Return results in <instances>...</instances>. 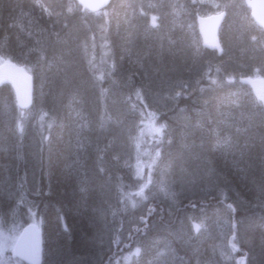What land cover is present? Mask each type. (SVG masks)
<instances>
[{"label":"trees","instance_id":"trees-1","mask_svg":"<svg viewBox=\"0 0 264 264\" xmlns=\"http://www.w3.org/2000/svg\"><path fill=\"white\" fill-rule=\"evenodd\" d=\"M218 3L225 4L222 0ZM209 5L205 0H110L103 10L93 13L76 0H0V56L15 62L32 76L31 108H39L51 119L46 153L38 158L40 168L36 172V175L41 173L42 188L35 197L28 194L34 200L31 211L27 205L12 211L20 227L28 224L29 215L40 216L42 264H74L79 259L96 256L100 250L98 244L106 232H110L113 253L100 264L113 261L115 253L124 258L132 247L143 246L153 225L158 229L159 223L164 224L169 219V224L162 228L172 229L176 217L181 213L190 214L195 203L225 204L233 211L235 204L224 202L229 200L230 190L236 192L238 204L239 198L260 212L258 216L250 214L253 210L248 212V209L241 210L242 213L232 212L230 216L234 219L230 221L227 244L232 248L236 244L237 260L247 262L249 257L250 260L254 257L256 264L264 263L260 261L264 259V105L243 82L239 89L228 83L235 77H264V31L255 26L244 0H238V11L232 12L235 7L230 10L232 13L224 9L226 7L220 9L225 16L217 33L219 48L208 49L203 45L195 22L198 16L217 11V8L207 10ZM100 13L101 18L98 17ZM98 41L100 44L105 41L106 45ZM105 48L115 64L109 76L98 69L97 58L100 55V59L104 58L101 52ZM215 70L218 73L211 77ZM115 75H121V86L127 92L125 98L132 102L137 90L163 87L171 91L176 103L180 102L182 110L185 109L182 123L190 122L200 127L195 128L193 140L202 141L206 148L202 147L204 156L223 183L213 186L214 191H206V187L211 186L204 184L191 185L192 195H180L175 210H168V206L164 209L151 200L139 203L138 193L142 190H137L139 181L131 170L119 164L114 132L104 130L110 126L108 116L112 117L101 93L105 87L113 85L110 77ZM194 79L198 81L193 83ZM5 100L11 101L16 110V117L9 118L6 125L22 124L21 115L26 110L17 107L8 84L0 85V103ZM97 118L103 121L100 128ZM0 125L2 132L4 128L2 123ZM165 135L163 133L156 144L161 157L162 152H169L174 144L172 141L166 144L168 137L164 138ZM7 151L0 152L1 162ZM193 157L199 158L196 153ZM9 162L5 160L0 169L6 168ZM181 166L178 162L177 167ZM106 174L111 180L105 179ZM106 182L115 184L118 195L114 215L108 221L110 231H106L100 221ZM133 201L137 203L135 208L130 206ZM2 202L5 213L9 212L11 204L5 206L0 197V204ZM0 210L3 212L1 206ZM154 232L151 236L159 235L158 230ZM169 239L180 256L185 257L181 258L184 264H194L198 259L201 262L213 254L209 239L203 238L200 251L198 248L196 252L192 246L182 248L174 238ZM118 244L127 248L119 251Z\"/></svg>","mask_w":264,"mask_h":264},{"label":"rangeland","instance_id":"rangeland-1","mask_svg":"<svg viewBox=\"0 0 264 264\" xmlns=\"http://www.w3.org/2000/svg\"><path fill=\"white\" fill-rule=\"evenodd\" d=\"M205 1L211 4V10L212 8L214 9V7L218 9L223 7H220L218 4L219 0ZM222 1L225 3L223 4L224 7L229 9L228 11L234 9L238 4V0ZM210 7L207 10H209ZM237 7L238 6L235 7L233 12L237 10ZM219 12H221V10L208 15L219 14ZM98 17H102V15ZM261 42L262 41H260V43ZM103 44L106 45V42L103 41L102 46H104ZM101 53L104 54V58H97L98 69L106 72V76H109L111 74V68L115 67V64L112 63L110 55L108 56L107 49L103 50ZM8 62L13 61L4 58L2 55L0 56V65ZM216 73L215 71V74ZM215 74H212L211 77ZM110 78L113 85L110 84L109 87L105 88L102 95L103 98H105L112 119L108 116L110 128H105L104 130L106 132L110 130L114 132L115 145H118L116 158L119 164L126 170H131L133 176L139 181V188L137 190L142 188L138 193V198L140 197L139 203L151 200L156 201L158 205H162L164 209L168 206V210L173 208L175 210L177 204L180 203L178 200L180 195H192V192L189 191L191 185L197 184L196 186L199 187L204 184L208 187L211 186L210 188L206 187V191H214V189H212L214 188L213 186L219 182L223 183L224 180L219 179L221 176L212 168L206 156L201 155V152L203 153L202 142L200 144L198 140H192L194 136H196L197 131L195 128H197L198 125L192 126L190 122L186 125L182 123V120H184L182 117V106H179V103H176V100L170 95L171 91L169 92V90L163 87L137 90V95L135 93L132 97L133 99L135 98V100L132 102L125 98L127 92L121 86L120 76L116 75ZM234 79H237V77L230 78L228 80L229 82H227L239 89V83H244L245 79L239 77L237 79L238 83ZM195 81L196 79L193 80V83ZM257 98L258 101L264 105V94L257 96ZM0 113L2 116L0 124L2 123V128H4V131L0 132V152H6V148L9 147L4 157L7 162L11 159L9 163H6V168L2 167V170L0 169V197L5 201V206L10 203L12 207V209L8 210L9 212L5 213L3 206L4 202L0 204L3 210V212L0 210V244L9 245L5 248L2 259L5 264H25L21 259L18 260L11 255V241L17 239L23 227H20V223L12 211L24 205H27L29 211H31L30 206L34 203V200L30 195H34V197L37 196L38 190L42 188L40 179L41 173L36 175V172H38L40 168V160L38 158L44 157L46 153L51 119L47 113L42 112L39 108H30L23 111L21 115L22 124L16 125L14 123V126H12V124L11 126H7L5 122L9 118L16 117L15 107L13 103L11 101L8 102V100L0 103ZM30 120L33 121L32 125H30ZM173 121L174 123H172ZM163 133H166L164 138L168 137L166 139V144L171 141L174 142V144L172 145V149L169 150V152H172L163 151L161 157L159 151L157 152L156 144H159V137L161 138ZM2 135H5V137ZM8 138H10V140ZM182 142L183 144H181ZM163 143H165V140ZM186 145L188 146V150L185 148ZM191 151L201 158L198 159L197 157H193L194 154H189ZM167 153L168 155H166ZM159 156L162 159H160ZM5 160L2 162L0 161V164H4ZM178 162L182 163L181 167H177ZM109 176L110 175L106 174L105 179L111 180ZM104 189V205L102 216L100 215V221L103 222L106 231H110L111 228L108 226V221L112 215H114L118 202V195L115 192V184L111 182H106ZM186 191L187 193H185ZM29 193L30 195L28 196ZM224 202L229 205L235 204L234 210L232 211V209L229 206H225V204H207L205 206L195 203L190 214L181 213L176 217L177 221L174 223L172 229L162 228L169 224V219L165 220L166 222L164 224L159 223L158 229L153 225L152 229H150L151 233H156L154 231L158 230L159 235H147L144 239L143 246L137 245L132 247L127 254H124V258L121 256L117 257L116 253L114 254V256L116 255L115 259L107 264H184L181 260L179 251L170 243L169 237L174 238L182 248L185 245L189 246V248L192 246L191 248L195 252L198 248V251H200L201 243H203L201 240L203 238L211 241L210 245H212L214 249L213 254L208 259L202 260L201 262L198 259L194 264H210L211 262V264H236V253L234 249L227 244L228 238L230 237V221L234 219L230 214L235 210H239V212L242 213L241 210L246 212L247 209H252L253 212L250 214H258L259 211L257 209L254 210L255 207L250 205L248 207V205L239 198L238 204L235 193L229 197L227 202ZM130 206L135 208L137 203L133 201ZM179 216L182 217L178 218ZM40 222L41 219L39 215H29L28 224H34L40 229ZM109 233L110 232H106V234L102 236L101 242L98 244L100 250L97 252L96 256L79 259L76 261L77 263L74 264H100L106 256L112 254ZM188 235L195 237H188ZM240 239H242V237ZM233 245L236 247V244ZM116 248L122 251L127 247L123 248L119 245ZM102 255H104L103 258ZM263 260L264 259H260V261ZM241 261L242 260L238 261L237 264H256V259L254 257H251V260L249 257V259L246 260L247 262Z\"/></svg>","mask_w":264,"mask_h":264},{"label":"water","instance_id":"water-1","mask_svg":"<svg viewBox=\"0 0 264 264\" xmlns=\"http://www.w3.org/2000/svg\"><path fill=\"white\" fill-rule=\"evenodd\" d=\"M79 3L85 5L89 10L95 11L106 7L110 0H78ZM246 7L250 10V16L254 23L264 29V0H244ZM223 18V14L212 15L209 17H198V31L203 42L213 48L216 47V35L218 27ZM8 82L11 83L15 89L17 102L20 108L26 109L30 107L32 103L31 94V78L27 76L17 64L13 62L4 63L0 66V83ZM245 84L255 94L264 93V80L248 78ZM35 228L38 241H39V261L41 262V232L34 224H28L24 226L17 238L19 240L25 233ZM12 253V252H11ZM13 255V254H12ZM14 256V255H13ZM16 257V256H15ZM18 258V257H17ZM27 264H33L30 259L19 258Z\"/></svg>","mask_w":264,"mask_h":264},{"label":"bare ground","instance_id":"bare-ground-1","mask_svg":"<svg viewBox=\"0 0 264 264\" xmlns=\"http://www.w3.org/2000/svg\"><path fill=\"white\" fill-rule=\"evenodd\" d=\"M77 2H78V4L79 5H83V4H81V3H79V1L78 0H76ZM152 1V0H151ZM158 1H160V0H158ZM237 1V0H236ZM241 2V1H240ZM158 3V2H157ZM156 3V4H157ZM191 3V2H190ZM58 4V3H57ZM206 4V3H205ZM219 4V3H218ZM233 4H234V2H233ZM237 4V3H236ZM163 5V4H162ZM220 5V4H219ZM84 7H85V5H83ZM152 6V5H151ZM158 6V5H157ZM196 6H197V4H196ZM199 6V5H198ZM210 6V5H209ZM222 5H220V7H221ZM234 6V5H233ZM161 7V6H160ZM224 7V6H223ZM236 7V6H235ZM246 7V6H245ZM69 8V7H68ZM105 8V7H104ZM145 8H146V6H145ZM153 8V7H152ZM197 8V7H196ZM199 8V7H198ZM215 8V7H214ZM217 8V7H216ZM70 9V8H69ZM85 9L87 10V11H89V12H93V13H96V12H100L101 10H103V8L101 9H98V10H95V11H92V10H89V9H87L86 7H85ZM155 9V8H154ZM153 9V10H154ZM180 9V8H179ZM201 9V8H200ZM213 9V8H212ZM222 9V8H221ZM224 9H226V8H224ZM158 10V9H157ZM162 10V9H161ZM209 10H211V7H210V9ZM214 10V9H213ZM220 10V9H219ZM152 11V10H151ZM184 11V10H183ZM238 11V10H237ZM71 12V11H70ZM216 12H218V8H217V11ZM230 12V11H229ZM233 12V11H232ZM232 12H230V13H232ZM81 13V12H80ZM102 13H100V15H101ZM106 14V13H105ZM219 14H223V18H224V16H225V13H223V12H219ZM219 14H213V15H219ZM229 14V13H228ZM250 14V13H249ZM197 15V14H196ZM207 15V14H206ZM105 16V15H104ZM185 16H187V15H185ZM209 16H212V15H208V16H198V17H209ZM96 17V16H95ZM196 17V16H195ZM198 17H197V19H196V22L195 23H197V28H198ZM241 17V16H240ZM101 18V17H100ZM183 18V17H182ZM185 18V17H184ZM188 18V17H187ZM191 18V17H190ZM223 18H222V20H223ZM96 19H99L98 17L96 18ZM189 19V18H188ZM191 20V19H190ZM189 20V21H190ZM194 20V19H193ZM222 20H221V22H222ZM185 21V20H184ZM192 21V20H191ZM232 21V20H231ZM242 21V20H241ZM104 22V21H103ZM102 22V23H103ZM182 22H183V19H182ZM188 23H190V22H188ZM241 23V22H240ZM96 24H98V23H96ZM184 24V23H183ZM221 24V23H220ZM246 24V23H245ZM178 25V24H177ZM185 25V24H184ZM183 25V26H184ZM195 25V24H194ZM250 25H251V23H250ZM104 26L106 27V24H104ZM190 26V25H189ZM246 26V25H245ZM244 26V27H245ZM255 26H257L258 27V25L255 23ZM101 27V26H100ZM103 27V26H102ZM195 27H196V25H195ZM219 27H220V25H219ZM219 27H218V29H219ZM248 27V26H247ZM260 27V26H259ZM186 28V27H185ZM261 28V27H260ZM107 29V28H106ZM188 29V28H187ZM247 29H249V27L247 28ZM263 29V28H262ZM100 30V29H99ZM98 30V31H99ZM103 31V30H102ZM189 32H190V30H188ZM248 31V30H247ZM261 31V30H260ZM263 31H264V29H263ZM100 32V31H99ZM197 32H199V31H197ZM187 33V32H186ZM186 33H185V35H186ZM195 33V32H194ZM217 33H218V30H217ZM234 33V32H233ZM250 33V32H249ZM184 35V34H183ZM189 34L187 33V36H188ZM197 35V34H196ZM190 36V35H189ZM182 37V36H181ZM201 37V36H200ZM218 37L219 36H217L216 35V47H213V48H211V47H209V46H207L204 42H203V40H202V42H203V45L206 47V48H208V49H211V50H213V49H218L219 48V41H218ZM239 37V36H238ZM237 37V38H238ZM96 38V37H95ZM234 38V37H233ZM232 38V39H233ZM246 38V37H245ZM244 38V39H245ZM88 40V39H87ZM231 40V39H230ZM238 40V39H237ZM255 40V39H254ZM244 41V40H243ZM99 42V44H100V41H98ZM102 43V42H101ZM100 45H102V44H100ZM104 45V44H103ZM258 45V44H257ZM261 45V44H260ZM264 45V44H263ZM105 46V45H104ZM255 46V45H254ZM89 47H91V46H89ZM247 47V46H246ZM95 49V48H94ZM106 49V48H105ZM105 49H103V50H105ZM101 50V49H100ZM108 50V49H107ZM99 51V50H98ZM256 51V50H255ZM258 51H260V50H258ZM264 51V50H263ZM100 52V51H99ZM99 52L97 53V54H99ZM196 52V51H195ZM94 53V52H93ZM92 53V54H93ZM109 53V52H108ZM198 53V52H197ZM253 53V52H252ZM261 53V52H260ZM199 54V53H198ZM205 54V53H204ZM264 54V53H263ZM206 55V54H205ZM211 55V54H210ZM214 55V54H213ZM101 56V55H100ZM99 56V59L101 58ZM208 56H209V53H208ZM250 56V55H249ZM111 57V56H110ZM203 57V56H202ZM206 57V56H205ZM204 57V58H205ZM215 57V56H214ZM261 57H262V55H261ZM207 58V57H206ZM219 58V57H218ZM264 58V57H263ZM107 59V58H106ZM210 59V58H209ZM256 59V58H255ZM205 60V59H204ZM206 60H208V59H206ZM211 60V59H210ZM213 60V59H212ZM217 61H219V60H217ZM256 62H257V60H255ZM262 61V60H261ZM206 62V61H205ZM208 62V61H207ZM206 62V63H207ZM259 62V61H258ZM104 63V62H103ZM208 63H210V61L208 62ZM213 63V62H212ZM214 63H216V61H214ZM218 64V63H217ZM223 64V63H222ZM256 64V63H255ZM2 65V64H1ZM0 65V66H1ZM86 65V64H85ZM101 65V64H100ZM205 65H207V64H205ZM210 66V65H209ZM212 66V65H211ZM250 66V65H249ZM18 67H20L21 69H22V71L27 75V76H29L30 78H31V83H32V87H31V94H32V98H33V81H32V76L23 68V67H21V66H19L18 65ZM205 67V66H204ZM214 67V66H213ZM115 68V67H114ZM208 68V67H207ZM212 68V67H211ZM93 70V69H92ZM115 70V69H114ZM208 70V69H207ZM235 70V69H234ZM257 70V69H256ZM117 71V70H116ZM203 71V70H202ZM205 71V70H204ZM216 71V70H215ZM214 71V72H215ZM252 71V70H251ZM102 71H100V73H101ZM207 72V74H208V71H206ZM210 72V71H209ZM91 73V72H90ZM119 73V72H118ZM218 73V72H217ZM231 73V72H230ZM98 73H96V75H97ZM102 74H103V72H102ZM102 74H101V76H102ZM121 74V73H120ZM213 74H215V73H213ZM196 75H198V74H196ZM208 75H210V74H208ZM229 75V74H228ZM254 74H252V76H253ZM104 76V75H103ZM116 76V75H115ZM121 76V75H120ZM195 76V75H194ZM204 76V75H203ZM212 76V75H211ZM95 77V76H94ZM101 78H103V77H101ZM208 78V77H207ZM228 78V77H227ZM226 78V79H227ZM252 78V77H251ZM255 78V77H254ZM262 78H264V77H262ZM75 79V78H74ZM238 79V78H237ZM237 79H234V80H236L237 81ZM204 80V79H203ZM228 80V79H227ZM227 80H225V81H227ZM220 81V80H219ZM218 81V82H219ZM124 82H125V80H124ZM197 82V81H196ZM204 82V81H203ZM215 82V81H214ZM224 82V81H223ZM226 83V82H225ZM237 83H238V81H237ZM2 84H8V85H10L11 86V88H12V90H13V92H14V96H15V100H16V103H17V107L20 109V110H27V109H30L31 108V106H32V103H33V99H32V103H31V105H30V107H28V108H26V109H22V108H20L19 107V105H18V102H17V97H16V92H15V89H14V87H13V85L11 84V83H8V82H2V83H0V85H2ZM92 84H94L93 82H92ZM209 84V83H208ZM216 84V83H215ZM228 84V83H227ZM235 84V83H234ZM240 84V83H239ZM229 85V84H228ZM94 87L93 88H95V84L93 85ZM206 86H207V84H206ZM236 86H238V85H236ZM102 87V86H101ZM106 88V87H105ZM236 88V87H235ZM243 88V87H242ZM98 89V88H97ZM101 89V88H100ZM104 89V88H103ZM93 91H94V89H92ZM96 90V89H95ZM99 90V89H98ZM105 90V89H104ZM96 92V91H95ZM102 92V91H101ZM101 94H103V93H101ZM180 95V94H179ZM208 95V94H207ZM175 96H177V95H175ZM197 96V95H196ZM103 97V96H102ZM207 97V96H206ZM216 97H217V95H216ZM222 98V97H221ZM137 99V98H136ZM241 99V98H240ZM128 100V99H127ZM220 100V99H219ZM138 102V101H137ZM220 102V101H219ZM243 102V101H242ZM122 103V102H121ZM131 104V103H130ZM183 104V103H182ZM244 104V103H243ZM246 104H247V102H246ZM125 105V104H124ZM134 105V104H133ZM140 105V104H139ZM181 104H180V102H179V106H180ZM185 105V104H184ZM249 105V104H248ZM168 106V105H167ZM183 106V105H182ZM229 106V105H228ZM246 106V105H245ZM106 107V106H105ZM138 107V106H137ZM185 107V106H184ZM231 107V106H230ZM179 108V107H178ZM207 108V107H206ZM193 109V108H192ZM202 109V108H201ZM240 109V108H239ZM263 109V108H262ZM103 110H104V108H103ZM109 110V109H108ZM185 110V109H184ZM183 110V111H184ZM237 110V109H236ZM242 110V109H241ZM258 110V109H257ZM105 111V110H104ZM221 111H222V109H221ZM231 111V110H230ZM240 111V110H239ZM263 111V110H262ZM103 112V111H102ZM108 112V111H107ZM154 112V111H153ZM224 112V111H223ZM100 113L101 112H99V115H100ZM140 113V112H139ZM257 113V112H256ZM106 114V113H105ZM156 114H157V112H156ZM169 114V113H168ZM98 115V116H99ZM107 115V114H106ZM151 115V114H150ZM155 115V114H154ZM163 115V114H162ZM161 115V116H162ZM170 115V114H169ZM219 115V114H218ZM141 116V115H140ZM209 116V115H208ZM219 116H221V115H219ZM251 116V115H250ZM103 117H104V115H103ZM105 117H107V116H105ZM145 117V116H144ZM215 117H216V115H215ZM214 117V118H215ZM102 118V117H101ZM221 119H222V117H221ZM262 119V118H261ZM86 120V119H85ZM166 120V119H165ZM217 120V119H216ZM218 120H220V119H218ZM94 121V120H93ZM101 122H103L102 121V119H100V118H97V122H96V124H97V126H98V128H100V123ZM107 122V121H106ZM105 122V123H106ZM110 122V121H109ZM222 122V121H221ZM122 123V122H121ZM172 123H174V121L172 122ZM208 123V122H207ZM220 123V122H219ZM257 123V122H256ZM109 124V123H108ZM112 124V123H111ZM223 124V123H222ZM258 124V123H257ZM103 125V124H102ZM110 125V124H109ZM176 125V124H175ZM190 125V124H189ZM135 126V125H134ZM194 126V125H193ZM249 126V125H248ZM105 127V126H104ZM115 127V126H114ZM199 127V126H198ZM197 127V128H198ZM239 127V126H238ZM107 128H109V127H107ZM172 128V127H171ZM180 128V127H179ZM184 128V127H183ZM200 128V127H199ZM234 128V127H233ZM261 128V127H260ZM92 129V128H91ZM115 129V128H114ZM213 129V128H212ZM94 130V129H93ZM100 130V129H99ZM102 130V129H101ZM191 130H193V129H191ZM227 130V129H226ZM255 130V129H254ZM126 131V130H125ZM234 131V130H233ZM243 131V130H242ZM253 131V130H252ZM193 132V131H192ZM196 132V131H195ZM183 133V132H182ZM209 133V132H208ZM262 133H263V131H262ZM261 133V134H262ZM110 134V133H109ZM191 134H193V133H191ZM253 136V135H252ZM192 137V136H191ZM248 137V136H247ZM259 137V136H258ZM172 138V137H171ZM232 138V137H231ZM262 138V137H261ZM173 139V138H172ZM191 139V138H190ZM206 139V138H205ZM227 139V138H226ZM174 140V139H173ZM176 140V139H175ZM193 140V139H192ZM254 140V139H253ZM181 141V140H180ZM264 141V140H263ZM202 142V141H201ZM201 142H200V144H201ZM227 142V141H226ZM190 143H191V141H190ZM189 143V144H190ZM181 144H183V142L181 143ZM223 144V143H222ZM178 145V144H177ZM176 145V146H177ZM203 145V144H202ZM194 146V145H193ZM216 146V145H215ZM132 147V146H131ZM195 147V146H194ZM202 147H204V145L202 146ZM187 148V147H186ZM199 148V147H198ZM197 148V149H198ZM201 148V147H200ZM221 148V147H220ZM133 149V148H132ZM192 149V148H191ZM196 149V150H197ZM204 149H206L205 147H204ZM187 150H188V148H187ZM248 150V149H247ZM219 151V150H218ZM189 152V151H188ZM192 152V151H191ZM198 152V151H197ZM229 152V151H228ZM249 152V151H248ZM161 153V152H160ZM251 153V152H250ZM249 153V154H250ZM163 154V153H162ZM185 154V153H184ZM189 154H191V153H189ZM192 154H194V153H192ZM198 154H199V152H198ZM186 155V154H185ZM201 155H202V152H201ZM254 155V154H253ZM263 155V154H262ZM194 156V155H193ZM203 156H204V154H203ZM165 157V156H164ZM174 157V156H173ZM199 157V156H198ZM239 157V156H238ZM257 157V156H256ZM167 158V157H166ZM174 159V158H173ZM199 159V158H198ZM238 159V158H237ZM259 159H260V157H259ZM258 160V159H257ZM114 161V160H113ZM247 161H248V159H247ZM134 162V161H133ZM210 162V161H209ZM244 162V161H243ZM258 162V161H257ZM206 163V162H205ZM247 163V162H246ZM203 164V163H202ZM130 165V164H129ZM128 165V166H129ZM206 165V164H205ZM251 165V164H250ZM254 167V166H253ZM254 169V168H253ZM211 170V169H210ZM213 170V169H212ZM134 173V172H133ZM199 173V172H198ZM212 173V172H211ZM115 176V175H114ZM211 176H213V175H211ZM211 178V177H210ZM202 180V179H201ZM33 185V184H32ZM228 192V191H227ZM234 193V191H232V190H230L229 191V195L231 196L232 194ZM236 193V192H235ZM218 194H220V193H218ZM27 195V194H26ZM116 196V195H115ZM223 196V195H222ZM225 198V197H224ZM212 200V199H211ZM11 202V201H10ZM244 204V203H243ZM263 204V203H262ZM241 205V204H240ZM129 209V208H128ZM121 210V209H120ZM250 210H252V209H250ZM249 209H248V212L250 211ZM254 210H255V208H254ZM253 212V211H252ZM259 212H260V210H259ZM263 212V211H262ZM263 214V213H262ZM116 213H115V216L114 217H116ZM257 215V214H256ZM259 215V214H258ZM257 215V216H258ZM261 215V214H260ZM261 217V216H260ZM121 219V218H120ZM120 219H119V221H120ZM258 219V218H257ZM127 220V219H126ZM259 221H261V220H259ZM114 221H112V223H113ZM116 222V221H115ZM114 222V223H115ZM118 224V228H119V223H117ZM264 224V223H263ZM115 225V224H114ZM124 225V224H123ZM150 226H148V228H149ZM150 229V228H149ZM152 229V228H151ZM40 232H41V230H39ZM121 231V230H120ZM119 231V232H120ZM153 231V230H152ZM150 232V231H149ZM148 232V233H149ZM118 232H116V234H117ZM152 234V233H151ZM117 236V235H116ZM124 236V235H123ZM18 238V237H17ZM120 238V237H119ZM113 239V238H112ZM17 240V239H16ZM242 240V239H241ZM116 241V240H115ZM193 241V240H192ZM40 242H41V262H40V264H42V257H43V253H42V232H41V237H40ZM118 243H119V241H118ZM119 245V244H118ZM244 247H245V245L244 244H242ZM233 249H234V251L235 252H238V248L237 247H233ZM118 250V249H117ZM209 251H210V249H208ZM212 251V250H211ZM213 251H214V249H213ZM247 251V250H246ZM186 251L184 250V253H185ZM177 253V252H176ZM183 253V252H182ZM116 254V253H115ZM11 255H12V253H11ZM177 255V254H176ZM179 255V254H178ZM182 255V254H181ZM13 256V255H12ZM116 256V255H115ZM175 256V255H174ZM14 258H17V257H15V256H13ZM182 258V257H181ZM185 258V257H184ZM184 258H182V259H184ZM18 260H20L19 258H17ZM180 259V258H179ZM181 259V260H182ZM238 261H240V260H236V264H237V262ZM177 262V261H176ZM25 263V262H24ZM25 264H27V263H25Z\"/></svg>","mask_w":264,"mask_h":264},{"label":"snow or ice","instance_id":"snow-or-ice-1","mask_svg":"<svg viewBox=\"0 0 264 264\" xmlns=\"http://www.w3.org/2000/svg\"><path fill=\"white\" fill-rule=\"evenodd\" d=\"M8 246L0 244V264H5L2 257ZM11 252L18 258L30 259L33 264H38L40 248L35 228L28 230L19 240L11 241Z\"/></svg>","mask_w":264,"mask_h":264}]
</instances>
